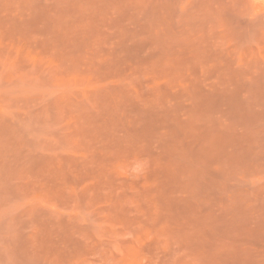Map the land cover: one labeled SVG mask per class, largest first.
<instances>
[{
    "label": "rangeland",
    "instance_id": "obj_1",
    "mask_svg": "<svg viewBox=\"0 0 264 264\" xmlns=\"http://www.w3.org/2000/svg\"><path fill=\"white\" fill-rule=\"evenodd\" d=\"M0 264H264V0H0Z\"/></svg>",
    "mask_w": 264,
    "mask_h": 264
}]
</instances>
